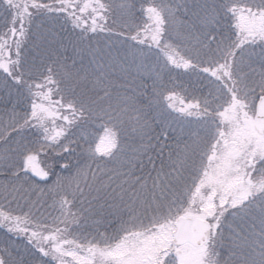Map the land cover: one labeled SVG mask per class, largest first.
<instances>
[{
	"label": "snow or ice",
	"instance_id": "1",
	"mask_svg": "<svg viewBox=\"0 0 264 264\" xmlns=\"http://www.w3.org/2000/svg\"><path fill=\"white\" fill-rule=\"evenodd\" d=\"M0 264H264V0H0Z\"/></svg>",
	"mask_w": 264,
	"mask_h": 264
},
{
	"label": "trees",
	"instance_id": "2",
	"mask_svg": "<svg viewBox=\"0 0 264 264\" xmlns=\"http://www.w3.org/2000/svg\"><path fill=\"white\" fill-rule=\"evenodd\" d=\"M157 131H159V128L157 129ZM94 132L97 137H99L100 135H103V131L99 127L94 128ZM169 135H171V132H169ZM161 142H163V138H161ZM166 151L167 149H165V154H166Z\"/></svg>",
	"mask_w": 264,
	"mask_h": 264
}]
</instances>
